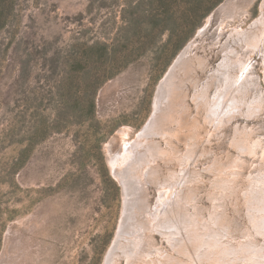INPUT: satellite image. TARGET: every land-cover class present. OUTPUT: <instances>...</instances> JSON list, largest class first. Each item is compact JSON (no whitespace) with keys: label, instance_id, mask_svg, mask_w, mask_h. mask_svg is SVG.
<instances>
[{"label":"rangeland","instance_id":"obj_1","mask_svg":"<svg viewBox=\"0 0 264 264\" xmlns=\"http://www.w3.org/2000/svg\"><path fill=\"white\" fill-rule=\"evenodd\" d=\"M195 1L0 0V264H113L123 233L132 246L146 227L140 244L155 264H203L207 246L189 254L187 239L202 240L201 228H217L222 212L232 222L220 230L223 241L237 253L220 254L231 264L255 263L251 250L238 247L248 236L264 244V222L257 228L249 218L245 197L264 174V60L246 39L264 31V0H221L201 19ZM123 32L138 36L128 46L130 62L95 88L80 58ZM191 43L204 62L186 89L189 135L175 140L191 166L159 158L150 177L139 181L131 172L124 191L109 152L121 150L123 132L136 139L147 125L161 82ZM240 74L235 94L213 114L218 91ZM221 173L234 180L223 208L212 200ZM178 180L175 191L165 185Z\"/></svg>","mask_w":264,"mask_h":264},{"label":"bare ground","instance_id":"obj_2","mask_svg":"<svg viewBox=\"0 0 264 264\" xmlns=\"http://www.w3.org/2000/svg\"><path fill=\"white\" fill-rule=\"evenodd\" d=\"M204 29L202 28L203 31ZM246 39H249L248 44L253 46L255 49H257L261 57L264 60V31L263 30L260 31L254 37L247 36ZM192 46L193 44L191 43L190 46L186 48V50L177 57L174 64L172 65L169 72L167 73L166 77L161 82V90L158 92L156 101H155V113L153 117H151L150 120L147 122V125L139 132L136 139H131L128 136L129 133H124L123 132L124 130H123L122 132L124 136L121 138V146H122L121 150H119L118 153L116 154L111 150L109 152V155H108L109 165L112 169V172L116 176V178L123 185L124 191H126V188H127L126 185L128 184L127 179L131 175V172L139 173L141 177V178L138 177L139 181H141L145 177H150L152 174L155 173L156 169H153L149 165L150 164L152 165L153 162L157 161V159L159 158L174 157V158H177V160L178 159L181 160L183 165H187L188 167L191 166L189 164V161L186 160L187 158H185V161H184L183 160L184 155L182 156L178 153L179 151L176 149L177 145H176L175 140L178 139L182 141L187 138V135H189L188 133L189 131L185 130L187 124L186 125L182 124L184 121H186V117L188 116V113H187L188 111L185 110V106L187 104L186 99H185V96L187 94L186 89H188L189 83L193 82V74L195 73V70H197V66L199 64L202 65L204 62L202 56L193 55V50H190ZM244 74L242 75L240 74L241 76H238L234 81L228 82L226 87L224 88L222 87L218 91V94L216 95L217 97L215 99L216 102H214V105L211 106V109L213 110V114H217L219 112V108L224 107L226 104V101L230 97H232L233 94H235L236 90L238 89V86L236 84L240 82V78L242 77L245 78ZM175 79H178V82L175 81ZM204 92H205V89L199 90L194 95V100L199 101V98H201L200 96ZM164 101L165 103H163ZM197 105L200 106L199 102L197 103ZM252 107L254 108V106ZM252 107L250 108L252 109ZM181 108L183 109V111H180ZM210 117L211 116H209L208 118ZM159 138L165 139L166 147H163L162 143L158 141ZM236 142H237V145H240L241 150L245 149L243 146L241 147L242 145L241 140H237ZM187 144L190 146L189 140ZM192 151L194 150L190 146V149L188 150V154H186V156L192 158V155H191ZM171 161H175V160L171 159ZM144 163L148 164L146 168H143ZM147 168H148V171H147ZM186 171H187L186 176L188 177L195 175V173L191 174L189 170H186ZM174 175H175V172L171 173V175H169V180H174L172 178ZM260 177H261V180L257 179L255 182V188L253 187L251 190L245 193V197L247 201L249 202L248 207L252 210L249 212V218L250 217L254 218L255 221L253 222L256 224L257 228L260 226L258 224L259 221H261V223L264 222V215L262 216L259 215L257 217L256 213L253 212L256 209H258L259 211L264 210V174ZM215 179L222 180V183L214 184L215 188L217 187L216 189L217 196L215 195L212 196V200L214 201L215 205L222 207L221 205L222 204L224 205V203H226L225 202L227 199L226 196L228 198L232 197L229 194H232L231 184L234 180L226 176L225 173H221L220 176L216 175L214 177V180ZM179 182L180 180L174 181V182H167L165 183V185H172V184L177 185L176 188L174 187L171 188L172 191L173 190L175 191L177 188H179L178 187ZM186 182L187 181H184L182 185L184 186ZM226 189L228 190L226 191ZM181 190L182 188H180V191ZM191 195H192V191H188V195L186 199L190 200ZM220 195H223L224 199L221 198ZM237 205H239V203ZM237 208L239 210L241 209L240 206H237ZM174 212H178L181 219L182 218L186 220L190 219L189 218L190 215L185 210H181L180 207H175ZM165 214L170 216L172 212L171 211L168 213L166 212ZM221 214L222 215L218 218V222H216V223H219L218 225L221 227L217 226V228H210V229H208L207 227L201 228L202 234L204 233V235L206 236L199 242L195 238L196 234H190V236L187 239V242H190L192 246V249L188 247L189 254H194L196 247H201L203 245L207 246V249L203 252V257H202L203 264L204 263L231 264L230 260L232 258L230 257L226 258L220 253L221 252L224 253L225 250L229 252V249H230L231 254L237 253V249L231 252V247H234V244L233 246H230V245L225 244V242L223 241V238H225V236L220 232V230L221 229L230 230L229 228H231L232 222L228 221L227 214L225 212H222ZM145 218L147 219L148 223H152V218H150L149 215H145ZM158 218H156V220H158ZM160 220H161L160 221L161 225L163 226L167 225L168 220L167 218H165V216L161 217ZM169 221L170 222L172 221L171 218ZM216 223L212 225H215ZM235 224L237 225V222H235ZM236 228L238 227L236 226ZM147 229H148L147 227L145 229L141 228L140 234L137 233L135 236H133L135 241L132 243V246H128V247L125 246L128 239L125 238L124 236L125 234L123 233V236L120 237L123 240L121 245H122V248L123 247H126V248L124 249L121 248L119 253L116 254V258L113 264H119V263L124 264L125 262H126L125 264H155L154 261L150 259L152 252H149L147 249H142L141 244H140L143 242V240H145V239H141V237L145 234V231ZM209 230H211L214 233L210 234ZM260 233H264V232L260 231ZM118 234L121 235L120 233ZM248 237L246 239L242 238L243 239L242 240L243 243L241 245L242 248H240V246L238 248L240 250H242L243 248H245L246 250H251L250 252H252V254L254 253L253 255H256L254 256L256 257V259H254L255 263H252V264H264V244L259 245L257 241H255V238L252 239L251 238L252 236H248ZM232 240H233V237H232ZM121 258H124L125 260L121 261ZM175 258H178V257H175ZM235 258H237V256ZM170 264H175V263H170Z\"/></svg>","mask_w":264,"mask_h":264},{"label":"trees","instance_id":"obj_3","mask_svg":"<svg viewBox=\"0 0 264 264\" xmlns=\"http://www.w3.org/2000/svg\"><path fill=\"white\" fill-rule=\"evenodd\" d=\"M168 0H155L161 4H168ZM221 0H196L195 11H200V19L210 13ZM159 3V4H160ZM199 22V20H197ZM135 34H129L123 32L118 35L114 43H108L106 41H96L91 46L87 47V52L80 58L79 64L83 69L84 79L90 78L94 82L95 88L100 83L112 77L124 68L131 59L133 50L128 51L129 44L134 43V39L137 38ZM88 53H91L88 54ZM96 78L100 79V82H96ZM58 117H60L58 115Z\"/></svg>","mask_w":264,"mask_h":264}]
</instances>
